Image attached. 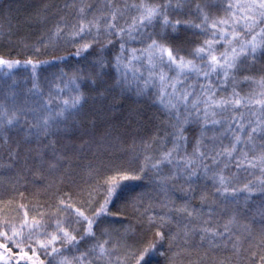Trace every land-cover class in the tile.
Listing matches in <instances>:
<instances>
[{
  "label": "snow or ice",
  "instance_id": "snow-or-ice-1",
  "mask_svg": "<svg viewBox=\"0 0 264 264\" xmlns=\"http://www.w3.org/2000/svg\"><path fill=\"white\" fill-rule=\"evenodd\" d=\"M0 44V264H264V0H3Z\"/></svg>",
  "mask_w": 264,
  "mask_h": 264
},
{
  "label": "trees",
  "instance_id": "trees-1",
  "mask_svg": "<svg viewBox=\"0 0 264 264\" xmlns=\"http://www.w3.org/2000/svg\"><path fill=\"white\" fill-rule=\"evenodd\" d=\"M3 0H0V3H2ZM19 3H21L22 5L28 6L31 4V0H18ZM21 12H24V9H21ZM27 30V29H26ZM7 50L2 46V44H0V52H6ZM245 91H248V86H245ZM136 98L134 96H129L125 101H123V105L122 106H127V105H133L135 104ZM144 110L146 112H150L152 111V109H149L146 105L144 106ZM114 114L116 115L117 119L120 118L121 113L119 111V109L113 110ZM103 118V117H102ZM138 182H129L128 183V189L127 190H131L133 186H135ZM115 210V209H113ZM17 215V212L14 208H9V209H5L3 206H0V218L2 217H9V218H15ZM31 218V217H30ZM38 219V218H37ZM15 251V249H13ZM152 264H162L161 258L159 256V252H154L152 253Z\"/></svg>",
  "mask_w": 264,
  "mask_h": 264
}]
</instances>
